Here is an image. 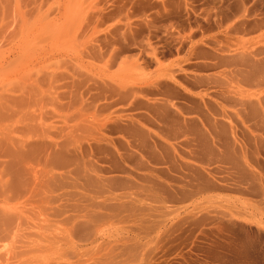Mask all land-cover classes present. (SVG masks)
Returning <instances> with one entry per match:
<instances>
[{
    "label": "rangeland",
    "instance_id": "obj_1",
    "mask_svg": "<svg viewBox=\"0 0 264 264\" xmlns=\"http://www.w3.org/2000/svg\"><path fill=\"white\" fill-rule=\"evenodd\" d=\"M0 264H264V0H0Z\"/></svg>",
    "mask_w": 264,
    "mask_h": 264
},
{
    "label": "crops",
    "instance_id": "obj_2",
    "mask_svg": "<svg viewBox=\"0 0 264 264\" xmlns=\"http://www.w3.org/2000/svg\"><path fill=\"white\" fill-rule=\"evenodd\" d=\"M194 80L198 82L202 81L201 79ZM195 81H190V84L196 85L194 83ZM168 89L176 96H184L183 91L176 89L174 86L169 85ZM206 109L210 114L197 104H195V107L182 105L181 110L184 113V117L181 118L176 113L172 112L173 121L171 126L168 125V130H174V133H179L180 135H188L189 138H192L195 142L201 143L199 144V148L214 149V146L228 147L229 128L224 122L214 121L210 116L216 112L213 103H208ZM143 117L146 118L145 116ZM160 118V116H156V119L159 120ZM218 136H221V141L213 140V137L216 138ZM218 142H222V145H219Z\"/></svg>",
    "mask_w": 264,
    "mask_h": 264
}]
</instances>
